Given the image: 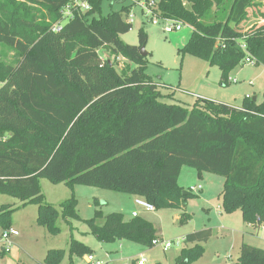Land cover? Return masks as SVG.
I'll use <instances>...</instances> for the list:
<instances>
[{
	"label": "trees",
	"instance_id": "1",
	"mask_svg": "<svg viewBox=\"0 0 264 264\" xmlns=\"http://www.w3.org/2000/svg\"><path fill=\"white\" fill-rule=\"evenodd\" d=\"M74 1L0 0V45L15 57L0 62V194L22 207L36 206L37 225L55 236L58 211L45 202L41 179L71 190L89 186L132 195L157 210L184 206L195 197L183 195L178 186L186 167L198 178L207 173L224 179L222 213L239 211L244 224L264 227V99L257 104L246 98L239 109L200 99L191 109L163 102L145 73L147 56L140 54L146 34L138 31V46L120 39L132 29L126 21L131 5L95 18L103 0H82L89 6L85 12L72 8ZM185 2L188 7L182 0L156 5L159 18L191 28L180 54L218 67L221 87L246 57L264 67V14L259 15L262 24L243 31L248 10L261 2ZM68 8L72 17L53 32ZM213 8L214 19L206 23ZM239 40L247 53L239 49ZM102 48L134 68L116 71L100 59ZM59 208L68 226L83 222L100 243L126 241L152 249L158 239L153 225L139 217L125 221L121 213L95 210L92 218L81 220L73 194ZM14 210L0 207L2 229H11ZM188 218L183 214L179 221ZM211 236L210 229L187 234L174 264H195L204 253L200 244ZM69 245L70 256L90 253L72 238ZM64 254L50 250L43 264H59ZM234 264H264V250L242 244Z\"/></svg>",
	"mask_w": 264,
	"mask_h": 264
},
{
	"label": "rangeland",
	"instance_id": "2",
	"mask_svg": "<svg viewBox=\"0 0 264 264\" xmlns=\"http://www.w3.org/2000/svg\"><path fill=\"white\" fill-rule=\"evenodd\" d=\"M117 2L103 0L100 6V15L96 14L94 17H105L111 11L117 12L122 7L131 5L132 29L120 39L127 45L138 46V31L142 30L146 34L145 73L157 84V90L165 102L191 109L195 102L200 99L239 109L242 108L246 98H256L257 104L263 101V66L242 62L228 74L227 86L221 87V73L218 67L209 66L206 61L190 54L179 53L191 35L190 27L182 26L179 32L166 34L163 32L164 23L162 21L155 23L142 12L139 4L144 0ZM182 2L188 7L185 0ZM259 2L262 3V6L248 10V18L243 23V31L263 23L259 15L260 13L264 14V0H255V3ZM215 9L213 8L205 18L206 23L213 21ZM98 55L103 62L112 64L115 70L120 73L134 68V65L128 60L111 54L106 48L100 49ZM14 60L13 52L8 47L0 45V62L11 63ZM39 183L45 202L58 211L55 226L59 229V233L53 236L37 225L36 206L22 207L21 202L16 198L0 194V207L8 205L15 209L10 217V228L18 233L17 237H11L8 241L11 244L9 252L2 255L0 252V264H43V260L50 250L65 251L59 264H126L130 258H145V264H174L175 258L184 247L183 238L185 235L210 229L212 236L208 240L209 242L200 244L206 248V253L201 258L203 261H207L211 258L217 237L221 235L222 237L219 238H226L234 232H239L240 235L243 227L239 211L235 214L237 215L236 221L235 218L231 222L228 220L229 217H234V214L230 216L222 213L224 215L222 218L218 216L222 211L219 196L223 190L224 179L207 173H203V176L198 178L195 170L186 167L182 170L178 184L183 188V192H188L195 197L188 198L184 206L161 208L153 212L137 209L133 204L136 197L134 198L132 195L89 186H75L71 190L64 184L55 185L45 179H41ZM191 187H201V190L191 191ZM72 194L75 196L76 212L81 220L92 218L95 210H100L103 215L121 213L124 220L127 221L131 219V211L138 210V217L150 222L156 229L159 240L170 243L171 247L163 250V246L156 245L152 249H147L126 241L100 243L89 234L88 227L83 222L70 221L71 225L68 226L62 219L59 206ZM183 214L189 215V218L182 223L179 219ZM222 219L231 224L227 227L229 231H233L232 234L217 228ZM98 224L101 225L102 221H98ZM5 231L7 230L0 227V251L3 244L1 234ZM71 238L89 248L90 253L84 256H70ZM244 243L264 250V227L253 237L247 235L244 238ZM226 247L228 249L229 244ZM238 252V249H233L225 263L223 257L219 263L234 264ZM86 256H92L93 263H87L85 261Z\"/></svg>",
	"mask_w": 264,
	"mask_h": 264
},
{
	"label": "built area",
	"instance_id": "3",
	"mask_svg": "<svg viewBox=\"0 0 264 264\" xmlns=\"http://www.w3.org/2000/svg\"><path fill=\"white\" fill-rule=\"evenodd\" d=\"M115 1H125V0H115ZM157 1H154V0H149L147 2H141L139 4L142 12L147 16V17H150L151 21L153 22H158V21H162L164 24H163V32L166 33V34H171V33H174V32H179L183 26L182 23L180 22H177V21H173V20H170V19H161L157 16ZM72 8H78L79 11L81 12H85L87 10H89V6L86 2L82 1V0H75L72 4ZM67 12V13H66ZM66 13V15H64ZM72 17L71 15V10L66 9L64 12H63V19L61 22H59L58 24L54 25L52 27V31L53 32H59L60 29L62 28L63 24L68 21L70 18ZM126 21L130 24H132L133 22V16L131 15V12L127 15V18H126ZM238 46H239V49L241 51H243L244 53H247L246 52V46L243 42V40H239L238 41ZM243 63L244 64H253V62L249 59V58H245L243 60ZM235 82V81H234ZM196 189L197 191L198 190H201V187H191L190 190L191 191H195L196 192ZM134 203L135 205L140 208L141 210L145 211V212H153L154 211V207L152 205H150L149 203H147L145 200L141 199V198H136L134 200ZM131 217L132 218H136L138 217V214L137 212H133L131 214ZM18 236V233L13 230V229H9L5 232H3L1 234V241H2V248H3V252L4 253H8L9 250H10V243L8 242L9 239L11 237H17ZM152 245L153 247L156 246V245H160V246H163V250H166L168 248L171 247V244L170 243H164L162 241H160L159 239H156L152 242ZM85 261L87 263H93L94 259L92 256H86L85 258ZM137 264H145L146 263V259L145 258H141L139 259L138 261H136Z\"/></svg>",
	"mask_w": 264,
	"mask_h": 264
},
{
	"label": "crops",
	"instance_id": "4",
	"mask_svg": "<svg viewBox=\"0 0 264 264\" xmlns=\"http://www.w3.org/2000/svg\"><path fill=\"white\" fill-rule=\"evenodd\" d=\"M234 82V81H233ZM162 101L163 102H165V100L162 98ZM165 103H167V102H165ZM182 170H183V168L181 169V171H180V174H179V177H178V182H179V178H180V175H181V173H182ZM196 172V171H195ZM197 174V173H196ZM202 176H203V174H202ZM203 178V177H202ZM178 186L180 187V188H182L179 184H178ZM183 189V188H182ZM135 198V197H134ZM134 205H135V203H133ZM135 207L137 208V209H140V208H138L136 205H135ZM141 210V209H140ZM218 210V209H217ZM220 211H221V209H219ZM133 212H137V214L139 215V212H138V210H132L131 211V214L133 213ZM218 212V211H217ZM131 214H130V217H131ZM219 214V213H218ZM234 214V215H233ZM233 214H230V216H234V217H229L230 219H228L230 222H231V220H233V218H235V221H236V218H237V215H235L236 214V212H234ZM219 217H223L224 215L222 214V211H221V213L218 215ZM132 218V217H131ZM240 218H241V214H240ZM128 220H130V219H128ZM127 220V221H128ZM241 221H242V219H241ZM231 224L229 223V222H226V220L225 219H222V221H221V224H220V226L219 227H217L218 229H221V230H226V231H229V229H228V227L227 226H230ZM242 230H241V234L239 235V232H234V234H232V230H230L229 232H230V234H232V235H230L229 237H223V238H219V237H222L221 235L219 236V237H217V239H216V241H215V243H214V248H213V252H212V254H211V258L209 259V260H207V261H203V258H200L195 264H220L219 263V260L223 257V259H224V263H225V260H227V258L228 257H230V253L233 251V249H240V247H241V245L242 244H245L244 243V238L247 236V235H250V236H255V235H257L258 234V232H259V230H261V229H263V227L262 226H260V227H256V228H254V227H252V226H250V225H247V224H244L243 223V227L241 228ZM157 235H158V233H157ZM186 236V235H185ZM158 239H159V236H158ZM183 240H184V238H183ZM225 240H228V241H226L225 242ZM209 242V241H208ZM207 242V243H208ZM206 243V244H207ZM227 244H229V248L227 249V247H226V245ZM248 245V244H247ZM205 253H206V248L204 247V254L203 255H205ZM223 255V256H222ZM138 261L139 259H135V258H130L129 259V261L126 263V264H129L131 261ZM223 263V264H224ZM226 264H230L229 262H227Z\"/></svg>",
	"mask_w": 264,
	"mask_h": 264
},
{
	"label": "water",
	"instance_id": "5",
	"mask_svg": "<svg viewBox=\"0 0 264 264\" xmlns=\"http://www.w3.org/2000/svg\"><path fill=\"white\" fill-rule=\"evenodd\" d=\"M140 54H141L142 57H145L147 55V53L144 50V47L140 48ZM252 100L256 101V98H253ZM182 194L185 195L186 192H183Z\"/></svg>",
	"mask_w": 264,
	"mask_h": 264
}]
</instances>
